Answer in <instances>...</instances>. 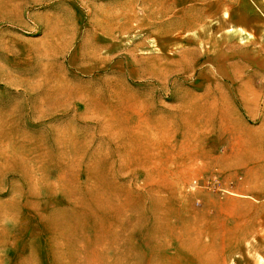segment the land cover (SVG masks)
Masks as SVG:
<instances>
[{"label": "rangeland", "instance_id": "obj_1", "mask_svg": "<svg viewBox=\"0 0 264 264\" xmlns=\"http://www.w3.org/2000/svg\"><path fill=\"white\" fill-rule=\"evenodd\" d=\"M0 264H264V0H0Z\"/></svg>", "mask_w": 264, "mask_h": 264}]
</instances>
